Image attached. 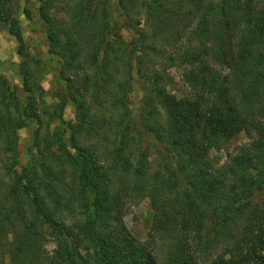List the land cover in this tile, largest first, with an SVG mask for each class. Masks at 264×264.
Masks as SVG:
<instances>
[{
  "label": "trees",
  "instance_id": "16d2710c",
  "mask_svg": "<svg viewBox=\"0 0 264 264\" xmlns=\"http://www.w3.org/2000/svg\"><path fill=\"white\" fill-rule=\"evenodd\" d=\"M84 1L74 8L78 18L74 26L81 31L82 21L88 19L87 25L94 28L98 39L93 41L90 52L99 71L91 78L95 80L92 101L85 98L89 92L87 85L83 86L82 93L72 88L61 100V109L69 99L76 104L75 123L71 127L74 153L59 137L61 145L51 159L21 167L16 132L30 117L29 104L25 103L21 109L16 91H11L6 80L0 78L2 161L6 156L0 167V230L3 234L16 233L10 263L158 264L154 247L136 238L124 223L125 200L143 194L149 197L154 211L153 232L171 240L168 264H264V201H260L264 186L257 185L252 172L257 167L256 159L264 163V3L257 9L252 0L245 4L230 0L231 11H241L240 18L249 26L239 36L238 44L232 40L233 20L227 15L226 6L213 7L212 1L207 13L221 8L225 14L218 47L215 43L213 47L207 45L210 39L205 42L207 37L203 35L210 30L206 15L197 27L189 30L191 39L183 51L177 47L182 31L170 34L173 46H169V54L164 53L168 55L165 67L177 61L190 66L184 73L190 90L178 97L168 90L170 76L166 69H157L149 53H160L159 46L154 44L155 32L148 34L139 29L142 38L125 43L119 36L121 28L109 21L108 14L104 18L107 22L97 27L96 12L90 15V0L86 6H83ZM119 1L131 20L132 4L135 6L136 1ZM188 1L194 5L199 2ZM170 4V0H148L144 7L148 19L164 25L174 10V4ZM54 9L51 2L43 0L39 7L40 18L50 25L55 24L57 18L51 16ZM12 12V1L0 0L1 21L10 24L11 32H16L20 38L19 23ZM187 12L191 15L192 9ZM165 13L168 16H163ZM130 23L129 28L141 26L140 21ZM227 32L232 38L224 39ZM111 33L117 38L110 39ZM57 37L56 32L49 35L51 41ZM148 38L153 44L142 46L141 41ZM70 39V42L75 41ZM195 42L204 43V48L196 47ZM160 50L166 52L167 48L164 45ZM83 51V48H74L62 53L63 58L68 56L63 65L66 70L62 73L68 74L71 84V73L77 75L81 69L77 60L81 59ZM213 51L216 59L219 57L225 62L228 72L212 66L209 58ZM22 67L26 75L31 74L25 62ZM117 72L124 73L126 79L116 83ZM134 78L140 80L144 91L139 113L141 122H136L127 110L126 94ZM27 79L28 76L25 85L30 90L32 84ZM86 79L89 81L90 76ZM110 85L117 86L118 92L107 101L111 106L110 120L115 115L118 117L113 135L103 130V123L99 127L94 123L99 116L97 113L104 108L103 98L110 93ZM11 107L16 109L15 116L10 113ZM122 107L125 111L118 113ZM140 125L145 131L139 129ZM84 131L98 139L104 147V157L81 143ZM242 132L255 133L257 137L240 148V153L231 161L215 167L210 151L222 149ZM145 133L151 134L162 146L151 142L144 147ZM151 147L157 150V170H153L149 162ZM97 164L102 169L100 177L87 173L90 166ZM2 185L6 186L3 190ZM58 185L66 188V201ZM2 192L8 193L3 200ZM47 197L52 198L54 207L47 203ZM80 209L79 215L75 213ZM68 218L71 223L67 222ZM46 226L51 228L50 235L56 243L52 253L44 249L48 238ZM221 237L226 240L222 251L211 255L209 263H203L204 257L210 255L205 253L206 249L218 246Z\"/></svg>",
  "mask_w": 264,
  "mask_h": 264
},
{
  "label": "rangeland",
  "instance_id": "374dc122",
  "mask_svg": "<svg viewBox=\"0 0 264 264\" xmlns=\"http://www.w3.org/2000/svg\"><path fill=\"white\" fill-rule=\"evenodd\" d=\"M13 4L12 15L14 19L18 21L20 27V38L16 32H11L10 24L4 23L0 19V78L5 79L7 85L10 86L11 91H16L17 96L21 101L20 108L23 109L25 103H28L30 117L25 121L24 126L18 128L16 132V147L18 149L19 160L21 167H31L37 160H42L44 158L51 159L53 152L58 151L59 145L61 142L58 140L59 137H62V142L67 144V148L74 153L75 149L72 146V125L75 123L76 118V104L69 99L66 103V106L61 109V100L64 95H68L71 89L77 90L80 89V93L84 92L85 88L83 86H89L88 91L86 92L85 98L87 101H92L94 98V88L93 85L95 81L91 80L96 75L97 69L96 64L92 62V52L90 46H93V41L98 39L96 34H94V28L88 26V19L85 22L82 21L81 31H79L77 26H74V22L77 21V16L74 12V8L79 6L83 0H45L51 2L55 6L54 11L52 10V17L57 18L55 24H49L44 22L39 15V7L42 4L43 0H11ZM135 6L132 4V18L131 20L126 16V9L122 8L119 0H90L88 3L87 0L83 2V6L90 4L92 7L90 15H93L96 12L97 17V27L103 26L107 22L106 16L108 14L109 21L117 23V26L121 28L119 36L122 37V41L125 43H130L135 39H141L142 36L139 34V29H144L148 34L155 32L156 38L154 44L159 47V54H151L152 59H155L157 69L165 68L167 74L170 76V84L168 85V90L173 92L178 97L185 96L190 88L184 81V73L189 70V65H183L180 62H176L175 65L165 67L167 65V59L169 54V46H173V39L171 38L172 33L176 34L177 32L182 31V37L177 43V47H180L182 51L188 47L190 33L189 30L197 27L199 21L206 15L210 20V30L206 31L203 36L210 39L211 42H207V45L214 46L217 44V47L220 45L218 39H222L221 35V25L224 23L225 14L223 9L211 10L209 13L208 6L214 2L213 7L217 5L226 6L227 14L233 20V30L230 33H234V37L230 36L228 32L225 34V38H232L235 44H238L242 33L248 29V25L244 24V21L240 18L241 11H231L233 8V3L230 0H199V2L194 5L191 4L188 0H170V6L174 7L172 14L169 16V20L165 21V24H160L155 20H150L147 17V11L144 8L145 3H148V0H135ZM192 1V0H191ZM249 0H240L241 4H245ZM254 6L257 9L262 8V3L264 0H252ZM176 2V3H175ZM88 3V4H87ZM134 3V0H133ZM176 4V6H175ZM191 5V6H190ZM134 6V7H133ZM181 8H180V7ZM212 7V6H211ZM87 8V7H86ZM192 9V14L188 15V12ZM128 9V8H127ZM166 15L163 14V16ZM105 18V19H104ZM141 22V26L138 29L129 28L131 25L130 22ZM79 25V22H78ZM254 26V25H253ZM96 27L95 31L98 30ZM118 27V28H119ZM78 29V30H76ZM117 28L114 29V31ZM57 34V40L51 41L49 38L50 34ZM157 32V33H156ZM240 36V37H239ZM70 37L75 39L70 42ZM110 39H116L117 36H114V33L109 35ZM70 39V40H69ZM142 46L147 44H153L151 38H148L146 41H141ZM172 44V45H171ZM161 45V46H160ZM166 46L167 50L163 49V46ZM196 47L204 48V43L195 42ZM141 46V47H142ZM74 48H83V55L79 61L81 69L78 71L77 75L71 73L72 79L71 82L67 80L68 74H63L62 71L66 70L64 62L65 58L68 59V56L63 58L62 53H68V51L74 50ZM238 48V47H236ZM163 51V52H162ZM142 52V51H141ZM173 52V51H171ZM183 53V52H181ZM136 55L139 52L135 53ZM142 54V53H141ZM140 54V55H141ZM212 57L209 58L212 66L221 70L222 72H228L225 62H222L219 57L216 59L217 54L215 51L212 52ZM103 54L99 56V60L102 58ZM28 66L30 75H26L23 71L22 64ZM68 72V71H67ZM70 73V72H68ZM28 76L27 81L32 84V89L26 88L25 77ZM90 76V80L87 81L86 77ZM118 80H125L124 73L117 72ZM89 83V85L87 84ZM140 80L134 78L129 83V93L126 94L127 98V110L129 115L136 120V122H141L142 117L139 115L141 111L142 100L144 96V91L140 85ZM102 83V82H100ZM110 84V83H109ZM117 86L110 85V93H106L103 100L106 102L112 99V96L117 92ZM87 90V89H86ZM118 93V92H117ZM104 102V108L100 110L97 114L98 119L94 120V123L98 126L101 125L103 130H109L108 133L113 135L117 130L118 119L115 115L111 120V113H109L108 102ZM118 113H123L125 111L124 107L119 108ZM16 109L11 107L10 113L16 115ZM19 114V113H18ZM96 114V115H97ZM103 114L106 115L103 118ZM130 117V118H131ZM105 121V122H104ZM110 122V123H109ZM107 123L110 125H104ZM114 126V127H113ZM99 127V126H98ZM102 129V128H101ZM142 131H145V128L140 125ZM80 136L81 143L90 150L94 151L96 154L104 157L102 154L104 147H101L98 139L90 137L86 131ZM145 142L144 147L148 143H154L155 145L162 146L158 141L153 140L151 134L145 133ZM257 135L255 133L247 134L242 132L232 138L230 141L225 143L220 150L212 149L209 153L210 159L215 165V167H221L226 164L228 161H231L232 157L240 153V148L248 146ZM58 140V141H57ZM150 158L149 162L152 165L153 170H157L158 166V154L155 147L150 148ZM6 156L0 158V167L3 165L4 159ZM2 161V162H1ZM93 161V160H92ZM256 163V168L252 171L254 175V180L257 185L264 186V163L258 159L254 162ZM103 165V163H101ZM104 166V165H103ZM99 165L90 166L87 173L94 175L95 177H100L102 169L98 170ZM5 183L8 182V178L4 180ZM3 182V183H4ZM6 188L5 185H2V190ZM58 190L63 195V201L68 199V192L63 185H58ZM7 192H2L1 199H5ZM260 201H264V194H260ZM93 198V197H92ZM47 203L51 207H54L52 198H46ZM125 204V213H124V223L126 224L128 230L142 242H146L154 247V254L156 255L158 264H168V254L170 250L171 240L167 237L163 238L160 234L153 232L154 224V211L152 210V205L148 196L143 194L134 195L131 198H127L124 202ZM80 206V205H79ZM81 212L77 210L75 213L79 215ZM68 223H71L70 218L67 219ZM50 230L46 226L45 232L47 235V240L44 243V249L46 252L52 253L56 248V243L53 237L50 235ZM19 233V231H18ZM16 238L15 231L9 234H3L0 230V263L4 262L5 264H11L10 259L13 254V244ZM226 240L224 237H221L219 245H212V247L206 249L210 255L204 257L205 260L203 263L210 259V256H214L224 248ZM217 246V247H216Z\"/></svg>",
  "mask_w": 264,
  "mask_h": 264
}]
</instances>
